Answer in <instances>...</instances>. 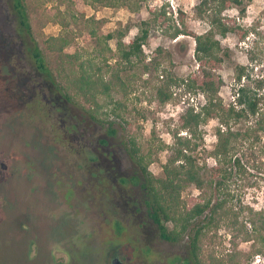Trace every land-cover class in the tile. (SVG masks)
I'll return each instance as SVG.
<instances>
[{
  "label": "rangeland",
  "instance_id": "rangeland-1",
  "mask_svg": "<svg viewBox=\"0 0 264 264\" xmlns=\"http://www.w3.org/2000/svg\"><path fill=\"white\" fill-rule=\"evenodd\" d=\"M70 1L60 5V0H48L44 6L33 0L27 2L32 41L36 42L56 83H59L56 68L60 59L45 51L43 46L45 38L60 32V26L47 18V10L51 7L60 5L63 10L69 5L78 16L67 30L71 39L65 50L68 54L93 48L95 39L89 37V27L84 22L87 17L94 18L92 26L99 35L126 26L130 27L126 40L137 33L138 19L125 9L97 4L91 7L82 3L78 6ZM11 2L0 0V264H110L109 257L119 246L110 244L115 240L119 244L130 241L134 253L144 255L149 250L142 246L151 242L150 264H184L180 260L187 257V237L170 243L159 238L155 225L142 226L141 220L145 221L146 216L143 191L137 185L119 182V177H130L138 169L127 150L126 142L131 135L128 127L116 118H109L116 134L108 137L106 128L92 122L82 109L63 102L54 90L50 92L47 79L32 60L29 51L33 44L20 31ZM198 3L199 0L146 1L154 8L167 4V11L173 17L178 10L184 12L188 29L201 34L208 26L195 18L194 7ZM245 4L243 17L238 14L237 7L223 13L244 27L252 26L257 33L244 41L233 33L220 39L221 46L229 51V58L217 72L223 79L219 95L224 104L232 101L234 87H237L234 83L236 66L248 67L249 76L241 81L244 86H251L253 79H264V0H251ZM146 7L143 5L139 11L140 20L150 18ZM254 41L258 48L254 50L255 60L250 61L248 49ZM109 45L114 51L115 40H110ZM145 47L151 51L161 47L164 50L162 60L165 53L169 54L176 76L186 77L198 68L193 57L194 41L189 37L171 40L152 27ZM109 61L113 66L115 59ZM164 66H167L166 61ZM135 73L137 84L129 95L131 101L124 118L132 124V133L144 148L152 138L156 144L162 141L169 146L172 143L170 133L177 127L176 119L188 104L203 105L204 98L193 96L182 87L174 88L173 100L159 106L150 84H142L155 77L153 68L147 73L138 68ZM115 97L121 98V95ZM136 97L138 100L134 101ZM216 126L217 122L213 120L201 127L203 145L196 158L207 168L214 166L209 153L216 142ZM105 138L108 145L101 147L99 141ZM106 152L123 163L124 174L120 176L114 168L116 163L111 165L104 158L99 159L100 163L88 162V157H100ZM245 153L244 162L249 163L252 175L248 178L256 185L242 190V200L254 211H259L264 208V174L250 168L254 159L264 161V157H261L260 144ZM240 154L237 152L238 157ZM168 155V149L154 155L148 169L154 176L162 175L161 167ZM68 189L72 194L69 191L71 195L66 199ZM198 195L199 191L190 185L181 197L188 199ZM129 200L132 202L126 205ZM136 200L141 207L133 212ZM115 221H119L124 231L117 229ZM226 234L220 230L212 246L216 256L220 257L230 248ZM249 245L239 243L238 249L248 251ZM204 249L206 253V246ZM251 262L264 264V256L253 257Z\"/></svg>",
  "mask_w": 264,
  "mask_h": 264
},
{
  "label": "trees",
  "instance_id": "trees-1",
  "mask_svg": "<svg viewBox=\"0 0 264 264\" xmlns=\"http://www.w3.org/2000/svg\"><path fill=\"white\" fill-rule=\"evenodd\" d=\"M11 1L20 31L33 44L29 51L32 60L47 79L50 92L54 90L63 102L82 109L92 122L106 128L108 137L116 134L113 123L108 122L109 118H116L128 127L131 135L126 142L127 150L139 167L141 177L133 181L120 178L119 182L122 185L140 183L146 191L143 199L161 240L175 243L187 237V257L180 261L184 264H252L253 257L264 256V208L254 211L242 200V190L256 185L248 178L252 175L249 163L244 162L245 152L260 144L261 157H264V79H253L251 86H244L241 81L249 76L248 67L236 66L234 83L237 87H234L232 101L224 104L219 95L223 79L217 73L225 59L229 58V51L221 46L220 39L233 33L244 41L249 35L257 34L252 26L244 27L223 13L237 7L238 14L243 17L245 2L251 0H199L194 7L195 18L208 26V30L201 34L188 29L184 12L178 10L173 17L167 11V4L154 8L146 4L147 0H71L78 6L82 3L91 7L97 4L125 9L138 19L135 26L137 33L126 40L129 26L99 35L92 26L94 18L87 17L84 22L89 27V37L95 39L94 46L90 51H74L71 54L65 51L71 43L67 30L78 16L69 5L60 9V5L68 2L60 0L59 6L47 10L48 20L58 24L60 32L43 40L44 50L60 59L56 68L59 83L55 82L47 68L36 42L32 41L28 0ZM33 1L39 6L48 2ZM143 5L147 6L150 15L146 20L139 18ZM152 27L171 40L176 41L180 37L193 39V57L198 68L186 77L176 76L169 54L165 53L162 60L164 50L161 47L152 52L150 65L144 63L146 57L142 46L147 44ZM110 40H115L114 51L110 48ZM257 48V41L252 42L248 49L250 61L255 60L254 50ZM112 58L115 59L113 66L109 61ZM165 61L167 66H164ZM138 68L145 73L153 68L155 77L142 84H150L151 93L159 106L173 100L174 88L182 87L193 96L202 95L204 98L203 105L188 104L184 113L176 119L177 127L170 133L172 143L169 146L162 141L156 144L152 138L144 148L132 133V124L124 118L131 101L129 95L137 84L135 71ZM128 71L131 73L125 74ZM118 94L121 98L115 97ZM213 120L217 122L214 129L216 142L209 156L214 166L207 168L198 162L196 153L203 145L201 127ZM181 132L185 135H180ZM99 142L106 145L107 139ZM165 149L169 150V155L161 167L162 175L156 177L148 169L154 155ZM237 152L241 153L240 157ZM250 169L264 174V161L254 159ZM190 185L199 191V195L182 199V192ZM115 224L120 232L124 231L118 221ZM220 230L227 232L230 248L219 257L211 249ZM239 243H249V250H239ZM205 246L208 249L206 253Z\"/></svg>",
  "mask_w": 264,
  "mask_h": 264
},
{
  "label": "flooded vegetation",
  "instance_id": "flooded-vegetation-1",
  "mask_svg": "<svg viewBox=\"0 0 264 264\" xmlns=\"http://www.w3.org/2000/svg\"><path fill=\"white\" fill-rule=\"evenodd\" d=\"M108 145V143L106 144V145H101V147H106ZM100 158H104V159H106L105 161L106 162H109V164H113V163H116V166L114 167L115 169L117 168V171H119L118 173H119V175L121 176V174H124V172H123V163L119 160V159H117L115 156H113V155H109V153L108 152H106V154H104V155H102V156H92V158H90V157H88L87 159H88V162L89 163H98L99 162V159ZM111 162V163H110ZM100 163V162H99ZM112 167V166H111ZM114 168H112L111 170H114ZM94 176H96L95 174H93ZM137 177H141V173H140V169H139V167H138V169L136 170L135 169V172H132V175L130 176V177H126V179H132V181L135 179V178H137ZM120 178H122V177H119V179ZM101 181V180H100ZM102 182V181H101ZM131 185H133V183L131 184ZM133 186H135V185H133ZM137 186H138V188L139 189H141L142 191H143V196H145L146 195V191L144 190V189H142L141 188V185H140V183L139 184H137ZM71 192V194H72V190L70 189H68L67 191H66V199H68V197H70V193H68V192ZM143 201V203H144V205H145V207H146V213H145V221H143V220H141L142 221V226H146V224H150V226H152L153 227V225H155L154 224V222H153V220H152V218L150 217V215H149V213H148V208H147V205H146V203L144 202V199L142 200ZM130 202H132L131 200H129L128 202H126V205H129V203ZM135 202V205H134V207H133V209H132V211L134 212H136L137 210H138V208H140L141 207V203L139 202V200H136V201H134ZM119 222V221H118ZM117 241H119V240H117ZM121 241V240H120ZM125 243H129L130 245H127V244H125ZM110 244H112V245H114V246H118L117 247V251H116V253L115 254H113V255H110V257H109V260H110V264H112V262H113V259H115V258H118L119 259V262H120V264H150V261H152V258H151V252H152V244H151V242L150 243H147L145 246H142V247H145L146 249H148L149 250V252H147L145 255H144V253L143 254H141V253H139V252H137V253H134V250L132 249V247L134 246V245H132L131 243H130V241L129 242H123V243H121V244H119L118 242H116V240L115 241H112V242H110ZM126 246H128V248L130 249L129 251H127V247ZM137 247V246H136ZM147 250V251H148Z\"/></svg>",
  "mask_w": 264,
  "mask_h": 264
},
{
  "label": "built area",
  "instance_id": "built-area-1",
  "mask_svg": "<svg viewBox=\"0 0 264 264\" xmlns=\"http://www.w3.org/2000/svg\"><path fill=\"white\" fill-rule=\"evenodd\" d=\"M142 50H143V53L146 57V63L150 62L151 61V55H152V52L151 50H148L145 46H142Z\"/></svg>",
  "mask_w": 264,
  "mask_h": 264
},
{
  "label": "water",
  "instance_id": "water-1",
  "mask_svg": "<svg viewBox=\"0 0 264 264\" xmlns=\"http://www.w3.org/2000/svg\"><path fill=\"white\" fill-rule=\"evenodd\" d=\"M112 264H120L119 259L118 258L113 259Z\"/></svg>",
  "mask_w": 264,
  "mask_h": 264
},
{
  "label": "crops",
  "instance_id": "crops-1",
  "mask_svg": "<svg viewBox=\"0 0 264 264\" xmlns=\"http://www.w3.org/2000/svg\"><path fill=\"white\" fill-rule=\"evenodd\" d=\"M52 36H56V35H52Z\"/></svg>",
  "mask_w": 264,
  "mask_h": 264
}]
</instances>
